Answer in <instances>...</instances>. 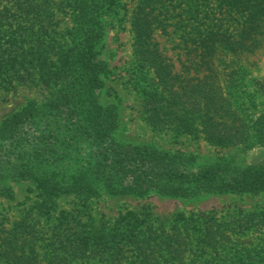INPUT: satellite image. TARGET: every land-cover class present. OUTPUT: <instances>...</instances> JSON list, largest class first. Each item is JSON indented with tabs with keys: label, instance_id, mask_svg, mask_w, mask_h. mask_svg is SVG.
<instances>
[{
	"label": "rangeland",
	"instance_id": "1",
	"mask_svg": "<svg viewBox=\"0 0 264 264\" xmlns=\"http://www.w3.org/2000/svg\"><path fill=\"white\" fill-rule=\"evenodd\" d=\"M79 1L84 7L86 1L90 0H77L76 6L74 0L59 3L54 20H58V23L49 26L53 30V46L47 53L46 63L50 71L57 72L60 77L52 79V73L46 79L36 75L27 85L16 84L0 91V124L25 105L45 110L49 114L48 119L50 117L46 134L40 130L39 135L34 134L36 140L30 139V175L12 178L8 182L10 190L0 194V221L4 219V224L10 227L28 213L30 241H48L51 239V227L62 219V211L70 219L71 225L79 220L82 223L87 220L104 230L116 224L119 213L132 221L145 219L150 225L162 221L167 229L177 214L198 217L209 212L216 223L236 224L245 214L263 210L264 187L255 190L207 189L193 196L154 192L138 195L119 190L120 183L114 182L113 178L120 175H108L100 167L104 158L102 147L110 161L117 158L112 150L114 146H104L95 141L84 144L79 139L74 145V140H69L77 132L65 122L64 111L71 104L64 99L75 95V88L87 74V87L93 95L95 108L105 109L108 113L106 117L112 118L114 128L111 137L120 145L150 149L175 171L190 176L210 167L220 174L232 175L234 179L235 176L264 173V138L221 147L210 144L202 134H176L149 125L141 110L142 81L139 71L143 67L134 57L130 23L132 10L139 0H100V5H97L98 0H94L85 8L81 7ZM164 1L168 5L167 12L163 10L161 18L167 20L166 32L158 28L152 35L166 62L173 65L176 72L180 71L188 54L193 57L188 49L193 45L191 41L194 36L207 35L210 37L208 42L216 41L219 44L211 47V52L212 48L214 50L211 61L222 65H238L237 62L248 64L244 83L256 82L257 101L264 102V34L258 33V28L251 23L254 1H250L248 7L243 2L235 9L224 5L222 0ZM6 2L0 0V7ZM92 3L96 7L91 9ZM256 39L258 44L254 45ZM253 88L250 86L248 89ZM57 110H63L61 123H55L52 118ZM44 135L46 140L40 142ZM119 158L118 163L121 162ZM96 161L99 162L96 167L88 168L90 163ZM258 169L261 171L257 172ZM89 172L91 175H88ZM110 176L112 178H108ZM122 176L125 184L121 182V187L133 182L132 175ZM46 177H51L63 188L53 194L45 187H38L36 179ZM90 179L94 180V188L87 183ZM37 232L38 236L35 237ZM197 237L187 234L184 238L192 250L183 254V264H198L205 257L204 253L200 256L195 243ZM235 240L250 243L247 238H233L229 247L231 252L224 250L218 253L216 260L235 257L240 246L234 245ZM104 247L100 245L91 254H71L66 262L65 258L57 264H131L132 250L125 252L118 247ZM110 250L114 256L108 259ZM34 255L30 252V258ZM44 255L43 249H39L37 256L38 260L43 259L42 264L47 261ZM72 255L75 256L72 258ZM260 259L264 263V258Z\"/></svg>",
	"mask_w": 264,
	"mask_h": 264
},
{
	"label": "trees",
	"instance_id": "2",
	"mask_svg": "<svg viewBox=\"0 0 264 264\" xmlns=\"http://www.w3.org/2000/svg\"><path fill=\"white\" fill-rule=\"evenodd\" d=\"M62 1L64 0H7L0 7V91L16 84L27 85L36 75L46 79L52 73V79L60 77L57 72L50 71L46 59L53 46V30L49 26L58 23V20H54L57 18L58 4H62ZM90 1H86L85 6ZM222 1L231 9L238 8L243 2L248 7V3L254 1L251 23L258 28V33L264 34V0ZM76 3L77 0H74L75 6ZM79 3L82 7L81 1ZM97 5H100V0ZM166 6L168 5L164 0H139L132 10L130 23L134 57L143 67L139 74L142 81L141 110L145 120L160 131L202 134L210 144L221 147L263 139L264 102L257 101L256 82L247 85L244 83L248 64L237 62L238 65H222L211 61L214 52L213 48L211 52V47L219 44L216 41L208 42L210 37L207 35L194 36L191 41L193 45L188 49L193 57L188 54L180 71L176 72L174 66L166 62L152 35L158 28L166 32L167 20L161 18L163 10L167 12ZM94 7L96 5L92 3L91 9ZM256 43L258 44V39L254 45ZM83 77V82L75 88V95L64 99L71 104L65 108V122L77 132L69 140H74V145L79 141L84 144L95 141L108 147L113 145L112 150L117 158L109 161L105 156V148L102 147L104 158L100 167L108 175H120L113 178L114 182L120 183L119 190L138 195L154 192L193 196L207 189L255 190L264 187V173L239 174L240 177L235 176L234 179L232 175L220 174L210 167L190 176L175 171V168L167 165L163 158L158 159L150 149L140 150L138 146L120 145L111 137L114 128L112 118L106 117L108 113L105 109L95 108L93 95L87 87V74ZM250 86L254 88L248 89ZM97 107L100 108L99 105ZM70 108L71 112L68 110ZM58 110L52 117L55 123H61L63 115V110ZM71 114L73 115L70 117ZM47 115L49 114L45 110L25 105L2 120L0 194H6L10 190L8 182L12 178L30 175V139L36 140L34 134L39 135L40 130L46 134L50 121ZM46 138L44 135L39 140L41 142ZM97 163L99 162L90 163L88 168L96 167ZM112 168L116 170L111 171ZM127 174L133 176V182L121 187V182L125 184L122 175ZM146 175H149L148 178ZM37 179V186L45 187L49 193L57 194L63 188L51 177L40 178L39 181ZM87 183L95 187L94 180L90 179ZM60 213L63 215L62 219L51 227V239L48 241H30L28 213L10 227L2 219L0 264H42L43 259L38 260L37 256L39 249L45 252V264H57L65 258L66 262L71 254H91L100 245L105 246V249L118 247L125 252L132 250L131 264H176V261L177 264H183V254L192 250L190 245H186L187 241H184L187 234L198 236L195 243L200 256L205 254L198 264H264L260 259L264 258V209L245 214L234 225L231 222L216 223L209 212L198 217L193 214H177L167 229L162 221L150 225L145 219L132 221L130 217L119 213L116 224L103 230L87 220L84 223L79 220L71 225L66 214L63 211ZM233 238H247L250 243L235 240L234 245H240L235 257L216 260L218 253H223L224 250L226 253L231 252L229 247ZM111 250L108 259L114 256ZM30 252L36 254L31 257L33 260ZM73 256L75 255L72 258Z\"/></svg>",
	"mask_w": 264,
	"mask_h": 264
}]
</instances>
